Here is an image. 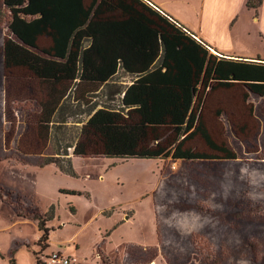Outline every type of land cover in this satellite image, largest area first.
Instances as JSON below:
<instances>
[{
    "label": "rangeland",
    "instance_id": "rangeland-1",
    "mask_svg": "<svg viewBox=\"0 0 264 264\" xmlns=\"http://www.w3.org/2000/svg\"><path fill=\"white\" fill-rule=\"evenodd\" d=\"M9 19L0 0V264H36L34 251L43 264H53V251L70 264H264V96L198 86L201 121L219 149L200 134L184 149L207 158L74 155L66 145L81 142L86 109L107 97L99 88L77 102L70 85L74 115L61 126L40 123L50 86L25 67L4 66ZM158 133L164 147L181 139L165 127ZM64 150L75 174L40 164ZM52 205L48 246L40 247L31 214Z\"/></svg>",
    "mask_w": 264,
    "mask_h": 264
},
{
    "label": "trees",
    "instance_id": "trees-1",
    "mask_svg": "<svg viewBox=\"0 0 264 264\" xmlns=\"http://www.w3.org/2000/svg\"><path fill=\"white\" fill-rule=\"evenodd\" d=\"M1 3L10 14L2 48L4 66L25 67L41 84L50 86L47 99L40 102L44 115L40 123L61 126L73 116V105L67 103L73 94L77 102L88 103L87 95L96 98L94 92L101 88L107 97L106 103L94 102L86 109L81 142L66 145L73 147L74 155L207 158L209 155L184 149L185 140L195 134L219 149L201 121L196 103L198 86L206 89L211 81L222 86L240 81L250 92L264 96V61L234 60L210 53L202 41L148 0ZM246 4L257 8L261 0H247ZM41 37L50 38L51 45L40 47ZM121 74L129 77L128 83L116 79ZM73 84L72 94L69 86ZM160 127L181 139L161 146ZM98 143L99 150L85 149L90 145L96 149ZM63 154L68 155L66 150ZM225 157L234 155L226 153ZM48 162L75 174L69 156L57 153L40 164ZM53 207L43 214H31L37 219L40 247L48 246L45 222L55 217ZM33 253L36 264H43L37 252Z\"/></svg>",
    "mask_w": 264,
    "mask_h": 264
},
{
    "label": "crops",
    "instance_id": "crops-1",
    "mask_svg": "<svg viewBox=\"0 0 264 264\" xmlns=\"http://www.w3.org/2000/svg\"><path fill=\"white\" fill-rule=\"evenodd\" d=\"M148 1L182 24L210 53L234 60L264 61V0L257 8L248 7L247 0ZM231 87L249 91L240 81L229 86L211 81L206 90L212 88L220 95V88L225 91ZM248 95L258 96L250 91ZM217 98L214 95L213 99Z\"/></svg>",
    "mask_w": 264,
    "mask_h": 264
},
{
    "label": "built area",
    "instance_id": "built-area-1",
    "mask_svg": "<svg viewBox=\"0 0 264 264\" xmlns=\"http://www.w3.org/2000/svg\"><path fill=\"white\" fill-rule=\"evenodd\" d=\"M46 262L53 264H70L69 258L63 256L59 251H53L52 253H50L46 259Z\"/></svg>",
    "mask_w": 264,
    "mask_h": 264
}]
</instances>
